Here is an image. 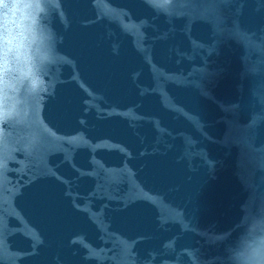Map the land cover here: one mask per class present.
Masks as SVG:
<instances>
[{"label": "clouds", "instance_id": "clouds-1", "mask_svg": "<svg viewBox=\"0 0 264 264\" xmlns=\"http://www.w3.org/2000/svg\"><path fill=\"white\" fill-rule=\"evenodd\" d=\"M163 15L182 0H168ZM51 0H0V134L5 126L26 131V110L41 94L34 86L48 82L57 62ZM225 264H264V202L253 212L245 208L239 234L227 250Z\"/></svg>", "mask_w": 264, "mask_h": 264}]
</instances>
